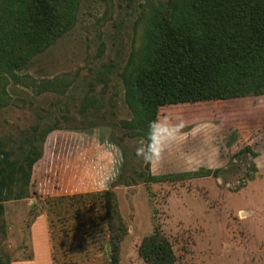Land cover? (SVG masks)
Masks as SVG:
<instances>
[{
	"label": "rangeland",
	"instance_id": "374dc122",
	"mask_svg": "<svg viewBox=\"0 0 264 264\" xmlns=\"http://www.w3.org/2000/svg\"><path fill=\"white\" fill-rule=\"evenodd\" d=\"M174 1L79 0L70 29L0 82V164L5 151L21 161L44 147L30 193L0 198V264L33 257L40 214L49 217L53 264H112L107 189L127 226L119 264H151L139 247L155 230L172 242L174 264H264V95L163 106L158 115L182 114V140L153 165L136 155L147 133L127 81L150 20ZM18 2L0 0V42L20 44ZM89 94L95 105L82 106Z\"/></svg>",
	"mask_w": 264,
	"mask_h": 264
},
{
	"label": "trees",
	"instance_id": "16d2710c",
	"mask_svg": "<svg viewBox=\"0 0 264 264\" xmlns=\"http://www.w3.org/2000/svg\"><path fill=\"white\" fill-rule=\"evenodd\" d=\"M78 1L19 0L21 41L19 45L0 42V82L8 81L15 69L70 29ZM11 22L7 17L6 23ZM146 34V50L127 81V101L141 112L144 132L166 105L264 95V0H176L157 11ZM17 51L18 58L11 56ZM2 95L0 109L7 103ZM96 101L89 94L82 106L92 107ZM53 129L43 134L42 147ZM43 148L32 158L26 153L21 161L5 151L0 198H24L30 193L29 175ZM12 183L19 186L15 194ZM104 201L110 259L119 264L127 226L115 191L105 190ZM3 210L0 204V234H5ZM139 254L151 264L177 260L172 242L160 230L143 238Z\"/></svg>",
	"mask_w": 264,
	"mask_h": 264
},
{
	"label": "clouds",
	"instance_id": "9594fccd",
	"mask_svg": "<svg viewBox=\"0 0 264 264\" xmlns=\"http://www.w3.org/2000/svg\"><path fill=\"white\" fill-rule=\"evenodd\" d=\"M185 122L179 112L158 115L148 124V132L137 142L136 155L146 164L162 161L183 138Z\"/></svg>",
	"mask_w": 264,
	"mask_h": 264
},
{
	"label": "crops",
	"instance_id": "0c3cea01",
	"mask_svg": "<svg viewBox=\"0 0 264 264\" xmlns=\"http://www.w3.org/2000/svg\"><path fill=\"white\" fill-rule=\"evenodd\" d=\"M48 214H40L32 223L31 234L33 239L32 251L33 257L30 259L13 260L11 264H53L51 233L48 223ZM79 264L72 258L57 262V264Z\"/></svg>",
	"mask_w": 264,
	"mask_h": 264
}]
</instances>
